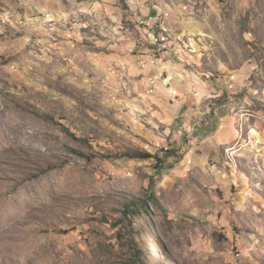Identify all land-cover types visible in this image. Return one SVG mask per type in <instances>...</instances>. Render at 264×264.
<instances>
[{
	"label": "rangeland",
	"instance_id": "rangeland-1",
	"mask_svg": "<svg viewBox=\"0 0 264 264\" xmlns=\"http://www.w3.org/2000/svg\"><path fill=\"white\" fill-rule=\"evenodd\" d=\"M0 7V264H264V0Z\"/></svg>",
	"mask_w": 264,
	"mask_h": 264
},
{
	"label": "built area",
	"instance_id": "built-area-1",
	"mask_svg": "<svg viewBox=\"0 0 264 264\" xmlns=\"http://www.w3.org/2000/svg\"><path fill=\"white\" fill-rule=\"evenodd\" d=\"M22 12L16 13L11 9H3L0 7V24L6 28L11 27L14 29L25 28L23 24L13 23V16H21ZM142 23H144L142 21ZM155 34V33H154ZM151 43L153 44L154 49L150 50L151 54L149 56H143L144 58L140 59V67L143 70L147 68H160V62H164L162 55H173L175 51H173L169 46H166L161 43L160 38L156 35H153ZM178 76L175 74L174 70L164 69L159 75H151L147 78L148 90H151V93L155 92L157 87L161 84L164 86L168 92H170L171 96L177 97L179 92L173 85L174 78Z\"/></svg>",
	"mask_w": 264,
	"mask_h": 264
},
{
	"label": "trees",
	"instance_id": "trees-1",
	"mask_svg": "<svg viewBox=\"0 0 264 264\" xmlns=\"http://www.w3.org/2000/svg\"><path fill=\"white\" fill-rule=\"evenodd\" d=\"M162 152H164V158H165V159H163V157H161L159 154H152V153L147 152V151H145V152H143V151H137V152H132V153H126V156L129 157V158H138V159H150V158H156V159L161 160L162 163H163V162L165 163V161H166L167 158L172 157V156H174V155L176 154V151H174V148H172V149H167V150H164V149H163ZM164 166H165V165H164ZM150 199H151L152 201H155V202L157 201V199L155 198L154 195L151 196Z\"/></svg>",
	"mask_w": 264,
	"mask_h": 264
},
{
	"label": "crops",
	"instance_id": "crops-1",
	"mask_svg": "<svg viewBox=\"0 0 264 264\" xmlns=\"http://www.w3.org/2000/svg\"><path fill=\"white\" fill-rule=\"evenodd\" d=\"M170 56V57H169ZM171 56L173 55H166L165 57L163 58H167L168 61L166 62V64L172 66V67H177V68H181V64H179L176 60H174ZM155 69L153 68H149V69H146V70H143L142 69V75H143V79H147L149 78V76L151 75H154L153 73H155L154 71ZM163 92V91H162ZM220 133V134H219ZM218 135H219V138L220 139H223L226 135L223 133L222 130H219L218 131Z\"/></svg>",
	"mask_w": 264,
	"mask_h": 264
},
{
	"label": "bare ground",
	"instance_id": "bare-ground-1",
	"mask_svg": "<svg viewBox=\"0 0 264 264\" xmlns=\"http://www.w3.org/2000/svg\"><path fill=\"white\" fill-rule=\"evenodd\" d=\"M164 33H165V32H164ZM160 41H161L162 44H164V45H166V46H169V45H168V38H167L165 35L160 36Z\"/></svg>",
	"mask_w": 264,
	"mask_h": 264
}]
</instances>
